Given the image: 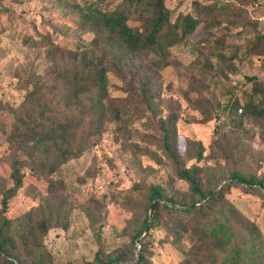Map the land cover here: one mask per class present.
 I'll list each match as a JSON object with an SVG mask.
<instances>
[{
  "label": "rangeland",
  "instance_id": "rangeland-1",
  "mask_svg": "<svg viewBox=\"0 0 264 264\" xmlns=\"http://www.w3.org/2000/svg\"><path fill=\"white\" fill-rule=\"evenodd\" d=\"M193 1L166 0V6L174 14L188 12ZM198 1L206 6L215 3L205 15L213 19L171 47L172 54L165 53L167 59L175 57L173 65L149 72L159 90L155 111L131 98L126 80L111 73L102 102L104 130L97 142L50 176L64 183L56 196L70 208L67 227H52L43 239L53 264H96V256L106 260L120 249L127 254L125 264H137L136 253L145 236L136 242L132 236L150 214L148 187L161 185L166 196L191 202L189 187L175 176L160 137L158 123L171 112L179 115L176 143L183 164L207 168L202 189L222 191L264 234V190L255 184L262 194L247 193L231 178L233 172L255 179L264 175V122L246 117L237 128L226 109L235 97L251 91V76L264 80V0ZM119 2L108 0L109 7ZM76 4L73 0H0V175H7L10 161L20 155L17 139H11L10 133L14 127L24 129L31 108L26 93L36 82L52 95L49 86L57 81L59 69L90 40L91 35L76 23L77 6L83 2L76 0ZM45 32L61 54L54 61L47 57V47L24 41L29 37L39 42ZM257 42L255 49L252 45ZM204 59L212 66L208 72L195 67ZM138 62L146 65L145 60ZM199 150L203 159L197 160ZM26 181L11 199L8 216L37 206L41 197L36 192L45 182L30 177ZM194 199L196 204L201 201ZM148 253L150 264H177L182 258L160 231H155Z\"/></svg>",
  "mask_w": 264,
  "mask_h": 264
},
{
  "label": "trees",
  "instance_id": "trees-1",
  "mask_svg": "<svg viewBox=\"0 0 264 264\" xmlns=\"http://www.w3.org/2000/svg\"><path fill=\"white\" fill-rule=\"evenodd\" d=\"M81 1L76 23L91 35L90 40L59 69L57 81L49 86L52 95L34 83L26 93L25 100L31 108L24 129L14 127L10 133L11 139H17L20 155L10 161L7 175H0V264H53L43 239L50 228L67 227L70 208L63 197L56 196L64 183L50 176L58 172L61 164L97 142L104 130L102 102L107 97L109 75L126 80L129 96L154 112L159 90L149 72L173 65L175 57L167 59L165 53L172 54L171 47L190 37L202 22L208 26L213 17L205 15L216 7L215 3L206 6L194 0L191 10L174 14L166 0H120L113 7H109L108 0ZM39 39L25 37L24 41L47 47L46 55L51 61L61 55L49 32L42 33ZM213 45L208 43L206 47ZM258 45L257 42L252 47L257 49ZM139 60H145L146 65ZM195 67L207 72L212 68L208 59ZM249 79L251 91L235 97L226 108L229 121L237 128L246 117L264 122V80L255 76ZM178 119V113L171 112L158 127L175 176L189 187L191 202L166 196L161 185L148 187L150 214L132 236V242L145 236L140 241L136 263L150 264L148 251L155 242V231H160L180 250L182 258L177 264H264V234L259 226L229 202L222 191L202 189L205 164H183L176 143ZM220 130L215 128L218 133ZM202 155L199 150L197 160L203 159ZM29 177L45 182L36 192L41 197L37 206L8 216L11 199L29 183ZM231 178L247 193H261L255 184L264 190V175L255 179L233 172ZM195 197L201 200L198 204ZM126 258V252L120 249L106 260L96 256V264H125Z\"/></svg>",
  "mask_w": 264,
  "mask_h": 264
}]
</instances>
